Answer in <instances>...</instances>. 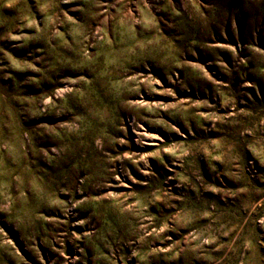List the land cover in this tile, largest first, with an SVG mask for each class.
Instances as JSON below:
<instances>
[{"label":"rangeland","instance_id":"obj_1","mask_svg":"<svg viewBox=\"0 0 264 264\" xmlns=\"http://www.w3.org/2000/svg\"><path fill=\"white\" fill-rule=\"evenodd\" d=\"M0 264H264V0H0Z\"/></svg>","mask_w":264,"mask_h":264}]
</instances>
